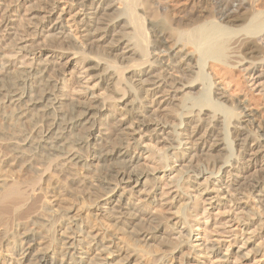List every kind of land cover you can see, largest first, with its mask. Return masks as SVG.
<instances>
[{"label":"bare ground","instance_id":"1","mask_svg":"<svg viewBox=\"0 0 264 264\" xmlns=\"http://www.w3.org/2000/svg\"><path fill=\"white\" fill-rule=\"evenodd\" d=\"M5 245L9 264H264V0H0Z\"/></svg>","mask_w":264,"mask_h":264},{"label":"rangeland","instance_id":"2","mask_svg":"<svg viewBox=\"0 0 264 264\" xmlns=\"http://www.w3.org/2000/svg\"><path fill=\"white\" fill-rule=\"evenodd\" d=\"M59 4V3H58ZM59 5H62V4H59ZM64 7H65V9H66V13H65V15H64V18H65V23L68 25V26H70V27H72V30L75 32V33H78V35H80V31H79V29H77L78 27H77V23H76V18L77 17H79L80 16V13H79V9L75 6V5H68V4H66V5H64ZM20 11H22V12H24L25 11V8H23V6H21L20 7ZM19 12V11H18ZM21 12V13H22ZM168 40V39H167ZM167 43H168V46H170L171 47V49H175V47L174 46H172V43L170 42V40H168L167 41ZM55 52H54V55H56L57 57H56V61H58L57 62V64L59 63L60 65L59 66H61L63 63H65V61L68 59V56L70 55L69 53H65V54H63V52L61 53L60 52V50H54ZM60 52V53H59ZM52 53H50V55H51ZM43 57H46V55H44ZM61 62V63H60ZM60 76H63L61 73H60ZM236 80H239L238 79V77L237 76H235L234 77ZM161 95L162 94H157V95H155L153 98L154 99H162L161 98ZM47 188H48V193L49 194H47L45 197L43 196V198H42V207L45 205L46 206V211L43 209L42 210V212L44 213V215H45V217L47 218L48 216H49V219H52V221H55L54 223H56L55 224V226H54V223L52 222L51 223V225H50V227H52V232H51V235L52 236H57V232H58V230H59V228L61 229L64 225V223H65V217L63 218L62 217V211L60 210V207H58L57 205H55V204H53V203H55V202H53L52 200V198L49 196V195H51V194H55L56 193V191L55 192H53L54 191V189L53 188H51L49 185H47ZM51 188V189H50ZM21 191V190H20ZM53 192V193H52ZM57 194V193H56ZM55 194V195H56ZM16 195H20V193L18 192ZM57 195H59V194H57ZM61 198H64L65 200H67V201H63V203H61L62 205L64 204V205H66V204H68L69 205V202H68V200L71 202L70 204L73 206V207H76V208H79V207H81L82 205H83V203H81L80 202V200H75V199H73L74 197H71V196H68V195H61L60 196ZM160 197V199L161 198H163V196H159ZM52 200H51V199ZM43 199H44V202H43ZM53 203H52V202ZM246 201V200H245ZM67 202V203H66ZM44 204V205H43ZM8 205H9V202H8ZM7 206V205H6ZM44 206V207H45ZM163 206V205H162ZM47 207L49 208V209H47ZM50 207H51V209H52V207L54 208V209H52V210H55V211H51L50 210ZM56 207H57V209H56ZM165 207V206H164ZM59 208V209H58ZM175 209V208H174ZM174 209H170V210H168V213H167V211H166V213L169 215H171L172 216V214L173 213H170V211H175ZM50 210V211H49ZM61 211V212H59V211ZM48 211H49V215H48ZM58 211V213H56ZM50 212H52V213H50ZM55 212V213H54ZM80 212L83 214V216L84 217H89V219H91L92 221H93V223L95 224V225H97L96 227H98V228H100L101 227V225H106L107 226V234H109V235H111V234H114V235H117L118 236V239H116V242H115V244H117L118 245V243L120 244V247H122L124 244H123V242L125 243V241L123 240V235H121L120 233H118V232H116L113 228H111L110 226H109V223H108V221H106V219H104V217H102V215L100 216L99 214L98 215H96L95 217L97 218V219H94L95 217H93V216H91V214H92V212H93V210H90V209H88V208H86V206H82L81 207V209H80ZM61 213V214H60ZM53 214V215H52ZM53 216V217H52ZM54 216H57V217H54ZM61 217V218H60ZM59 218V219H58ZM27 218H25V220H26ZM57 219V220H56ZM62 220H63V222H62ZM95 220V221H94ZM97 220V221H96ZM54 227H53V226ZM63 225V226H62ZM54 229V230H53ZM113 229V230H112ZM99 231H104V228H102V230H99ZM105 232V231H104ZM53 233V234H52ZM196 234V233H195ZM229 240H230V238H226V241H227V244H229ZM235 247V246H234ZM123 248V247H122ZM156 248V247H155ZM4 250H2V254H1V256H0V260H1V263H7V264H9L10 263V261H11V259H13V258H15L16 257V254L14 253V251H12V250H10L6 245H5V247L3 248ZM124 249V248H123ZM155 250V252H157V253H159V251H156V250H158V249H154ZM110 256V257H109ZM149 255H147V257L145 256L144 258V261H146L147 260V258H148V260H152L153 258H152V256H150L151 258L149 259V257H148ZM107 257L108 258H112V255H107ZM169 257V256H168ZM167 257V258H168ZM171 258V259H170ZM170 258H168V260L166 261V263L168 262V264H178V262H179V260H176L174 257H170ZM147 263H148V261H146ZM187 262V260L184 258L183 259V263L185 264ZM5 263V264H6Z\"/></svg>","mask_w":264,"mask_h":264}]
</instances>
